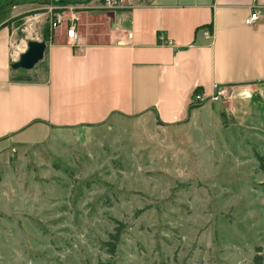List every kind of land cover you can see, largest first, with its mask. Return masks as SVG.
Listing matches in <instances>:
<instances>
[{
  "label": "rangeland",
  "instance_id": "1",
  "mask_svg": "<svg viewBox=\"0 0 264 264\" xmlns=\"http://www.w3.org/2000/svg\"><path fill=\"white\" fill-rule=\"evenodd\" d=\"M87 4L80 11L94 10ZM43 12H29L19 39L37 37L31 22ZM37 66L23 74L43 78ZM223 90L221 101L174 126L113 116L2 145L9 155L0 158V264H253L258 250L264 257L256 157H264V86ZM120 223L111 255L105 243Z\"/></svg>",
  "mask_w": 264,
  "mask_h": 264
},
{
  "label": "crops",
  "instance_id": "2",
  "mask_svg": "<svg viewBox=\"0 0 264 264\" xmlns=\"http://www.w3.org/2000/svg\"><path fill=\"white\" fill-rule=\"evenodd\" d=\"M125 3L117 11L75 12L80 49L67 37L71 11L44 40L53 2L1 12L0 147L40 128L97 126L113 116H155L162 125L174 126L196 118L203 109L191 105L196 92L211 96L216 86L252 91L264 86V0ZM255 8L262 18L249 27L245 20ZM40 10L44 12L31 22L37 37L19 39V27L10 22ZM204 30L212 34L210 40ZM31 40L47 42L45 64L36 68L44 66L45 76L20 81L19 71L24 70L12 66ZM8 155L0 150L3 160Z\"/></svg>",
  "mask_w": 264,
  "mask_h": 264
},
{
  "label": "built area",
  "instance_id": "3",
  "mask_svg": "<svg viewBox=\"0 0 264 264\" xmlns=\"http://www.w3.org/2000/svg\"><path fill=\"white\" fill-rule=\"evenodd\" d=\"M100 6H88L91 9H102L108 11H117L124 7V0H97ZM85 7V8H88ZM82 6L76 5H52L48 12L50 13V23L49 27L52 31H55L60 24L65 19V12L71 11L74 12L69 18H67V37L69 40V44L74 47L80 49L82 47L81 39L78 35V25H77V17L75 16V12L82 10ZM262 18L261 13L255 8L251 14L245 20V23L249 27L255 26L260 19ZM204 36L206 39L210 40L212 38V34L208 30H204ZM216 91L211 96H205L198 92L194 93L191 100V105L193 107H199L207 102H219L222 100L225 92L219 86L215 87Z\"/></svg>",
  "mask_w": 264,
  "mask_h": 264
},
{
  "label": "trees",
  "instance_id": "4",
  "mask_svg": "<svg viewBox=\"0 0 264 264\" xmlns=\"http://www.w3.org/2000/svg\"><path fill=\"white\" fill-rule=\"evenodd\" d=\"M36 0H1L0 1V14L1 12H3L4 10H6L9 7H13V6H17V5H22V4H26V3H35ZM92 0H54L53 3L55 5H76V4H87ZM31 15L30 13L25 14V15H21L15 19H13L10 23H15L17 27L20 28L21 24H22V20L26 17ZM52 36V33L50 31V27L47 25L45 27V33H44V40H48L50 37ZM44 61V60H43ZM40 62L38 64V67L40 64L44 63V62ZM22 73H25L24 71H19ZM18 80L23 81V80H28L31 81L33 80L30 76H27V74H23V75H19L18 76ZM200 107V106H199ZM258 161L260 162L261 165V169L264 171V157L257 154L256 155ZM120 226H118L115 229V232L110 234V241L105 243L106 247H108V251L109 254L114 255L116 253V249H117V245L120 242V238H121V234L123 231V225L120 223ZM260 250H258V254L255 256L254 260H253V264H264V257L259 254Z\"/></svg>",
  "mask_w": 264,
  "mask_h": 264
},
{
  "label": "water",
  "instance_id": "5",
  "mask_svg": "<svg viewBox=\"0 0 264 264\" xmlns=\"http://www.w3.org/2000/svg\"><path fill=\"white\" fill-rule=\"evenodd\" d=\"M1 1V0H0ZM46 41L31 40L27 43V49L12 66L15 70L32 71L45 58L47 51Z\"/></svg>",
  "mask_w": 264,
  "mask_h": 264
}]
</instances>
